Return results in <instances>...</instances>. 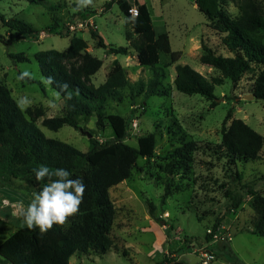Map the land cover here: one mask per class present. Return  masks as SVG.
Masks as SVG:
<instances>
[{
    "label": "rangeland",
    "instance_id": "rangeland-1",
    "mask_svg": "<svg viewBox=\"0 0 264 264\" xmlns=\"http://www.w3.org/2000/svg\"><path fill=\"white\" fill-rule=\"evenodd\" d=\"M111 1L114 3L108 8ZM140 2L148 5L156 33H170L173 51L182 53L178 62L173 63L170 55L162 53L156 68L145 67L139 64L134 49L128 56H115L98 46L92 30L107 45L130 46L127 34L131 36L129 39H137L132 32L133 19L123 14L119 0H93L92 6L79 11H74L75 0H0V34L5 39L10 33L4 19L23 20L39 32L29 38L18 37L11 46L0 41V83L16 102L28 98L29 106L20 108L48 138L61 140L83 152L92 148L91 137L100 142L121 137L134 147L141 137L154 134L157 139L156 157L140 158L131 178L110 190L117 208L110 239L112 250L105 255L78 252L71 264H158L165 259L200 264L202 249L213 251L216 259L212 264H264V237L256 234L261 207L247 193L249 186L264 195V147L256 161L237 165L229 164L223 153L214 151L216 145L222 144L223 122L230 111L232 119L244 120L264 136V102L248 97L253 95L252 87L261 67L252 66L236 85L224 79L223 85L215 86V107L202 95L179 92L174 83L177 65H190L210 80L223 78L219 70L200 62L202 38L218 54H234L223 45L215 24L210 23L193 0ZM257 2L264 12V0ZM222 9L232 18L240 14L231 1H224ZM80 20L88 21V27L72 32L69 25ZM49 27L56 29L51 32ZM259 35L264 42V31ZM76 37L85 39L89 46L70 55L71 41ZM51 50L66 56L52 60L49 65L39 63L36 55ZM11 55L26 59H13ZM92 57L101 59L103 66L95 75L87 76L85 67ZM116 59L125 68L129 84L119 91L116 99L107 102L102 116L96 113L78 116L79 130L65 125L52 131L43 126L44 119L66 114L65 100L46 76L52 69L57 78L66 77L96 91L106 82ZM155 71L162 75L163 94L150 97L147 91ZM20 73H29L37 82L23 81ZM116 118L118 123L112 120ZM182 131L189 140L199 143L188 173L182 168L173 169V161L165 159L181 146ZM236 173H241L243 179L234 181ZM13 186L24 194L32 192L23 180H15ZM236 195H243V203L230 211L232 197ZM149 203L156 209L154 217ZM14 230L10 226L4 233L11 234ZM209 230L229 234L232 241H209Z\"/></svg>",
    "mask_w": 264,
    "mask_h": 264
},
{
    "label": "trees",
    "instance_id": "trees-1",
    "mask_svg": "<svg viewBox=\"0 0 264 264\" xmlns=\"http://www.w3.org/2000/svg\"><path fill=\"white\" fill-rule=\"evenodd\" d=\"M136 0L139 7L138 16L132 20V32L137 39L127 40L130 46L117 47L107 45L102 37L91 31L98 40L99 47L111 55L128 56L131 50L137 52L141 66L156 68L160 63L161 54L171 56L173 63L180 60L182 53L173 51L168 33L157 34L151 12L147 4ZM199 10L215 24V30L221 34L223 45L234 55L223 56L202 41L203 65L215 68L222 77L208 79L190 65H177L175 86L179 92L187 95L199 94L212 102L215 107L217 96L215 86L223 85L224 79L238 84L243 75L252 66H260L261 71L254 81L252 93L256 99L264 102V42L259 35L264 31V12L257 0H193ZM224 1L233 2L239 9L237 18L228 16L222 9ZM114 1L108 4L111 7ZM120 8L127 18H131V5L119 0ZM10 37L5 39L0 34V41L7 46L13 45L18 37L29 38L39 34L27 22L20 19L5 21ZM55 27H49L54 31ZM88 42L80 37L73 38L68 54L75 55L88 49ZM66 56L54 50L43 51L36 55L38 62L49 65L52 60ZM13 59H26L22 55H11ZM103 66V61L92 57L85 67L87 76L95 75ZM46 76L51 87L65 100L66 114L62 117L46 118L43 126L52 131H59L65 125L79 130L78 116H90L93 113L102 116L109 100L117 98L119 91L126 88L129 81L125 68L116 59L108 73L106 82L96 91H90L76 81L56 77L51 70ZM20 73V77H21ZM161 73L155 71L150 81L147 96L163 94ZM29 83L37 81L30 76L21 78ZM69 96L71 97L69 99ZM230 111L223 122L221 145H216V153H223L228 163L237 165L239 162L256 161L264 147V136L251 128L244 120L232 119ZM119 122V119H112ZM229 120H232L228 126ZM113 122V123H114ZM124 131V130H122ZM182 131L181 146L167 154L165 159L172 160L173 169L182 168L185 173L191 170V157L199 150L198 144L189 140ZM92 148L83 152L61 140L48 138L44 132L28 119L12 98L6 87L0 83V184L13 186L17 179L23 180L34 192L38 191L46 181L35 179L33 168L41 164L52 169L64 168L72 178H81L86 184V192L79 213L73 216L64 227L56 226L46 234L39 229L23 228L13 234L0 246V260L4 264H71V258L78 252L105 255L112 250L111 233L114 227L117 208L110 197V190L131 178L133 169L140 158L156 157L157 139L154 134L139 138L138 146L125 143L121 137L100 142L91 137ZM210 148V147H209ZM234 181L243 179L241 173L232 177ZM247 193L254 203L259 202L261 216L257 223L256 234L264 237V195L261 196L254 188L247 187ZM168 190L166 189V193ZM230 211L238 209L243 203V195L232 197ZM150 205L151 215L155 216V207ZM213 235L207 239L212 240ZM158 264H187L181 259H165ZM240 264V263H238Z\"/></svg>",
    "mask_w": 264,
    "mask_h": 264
},
{
    "label": "clouds",
    "instance_id": "clouds-1",
    "mask_svg": "<svg viewBox=\"0 0 264 264\" xmlns=\"http://www.w3.org/2000/svg\"><path fill=\"white\" fill-rule=\"evenodd\" d=\"M92 5L93 0H75L74 11ZM27 76L29 73H22L20 78ZM17 103L23 109L29 106L30 101L27 97H22ZM32 171L37 181L46 182L32 193L26 205H17L13 215L21 218L29 230L39 229L43 235L56 226L64 227L79 213L87 186L81 178H72V174L64 168L52 169L41 164Z\"/></svg>",
    "mask_w": 264,
    "mask_h": 264
},
{
    "label": "crops",
    "instance_id": "crops-1",
    "mask_svg": "<svg viewBox=\"0 0 264 264\" xmlns=\"http://www.w3.org/2000/svg\"><path fill=\"white\" fill-rule=\"evenodd\" d=\"M196 42L198 43V41ZM32 193L33 191L31 192V194L29 192L27 194H24L17 191L14 186L0 185V233H2V236H0L2 238V242H0V246L17 231L23 228H27V226L23 223L21 218H19L16 215H13V211L15 210L16 206L19 205L20 203L26 205L30 201ZM10 226L15 229L14 232L11 234L9 233L5 234L4 231H6V229ZM76 254L74 256H76ZM79 259L82 260V258L80 257ZM0 264H4V263L0 260Z\"/></svg>",
    "mask_w": 264,
    "mask_h": 264
},
{
    "label": "built area",
    "instance_id": "built-area-1",
    "mask_svg": "<svg viewBox=\"0 0 264 264\" xmlns=\"http://www.w3.org/2000/svg\"><path fill=\"white\" fill-rule=\"evenodd\" d=\"M121 1H125L127 2L129 5H131V8L129 10V14L131 15V18L132 19H135L138 14H139V7L138 5H136V0H121ZM88 27V21L86 20H80L76 23H73V24H70L69 25V28L72 32H75L77 30H80V29H85ZM209 234L208 235H213L212 236V240L213 239H223L225 241H232V238H231V235L227 234V235H222L220 234V231H212V230H209L208 231ZM200 252V264H212L216 257H215V254L213 253V251L211 250H208V249H202Z\"/></svg>",
    "mask_w": 264,
    "mask_h": 264
},
{
    "label": "water",
    "instance_id": "water-1",
    "mask_svg": "<svg viewBox=\"0 0 264 264\" xmlns=\"http://www.w3.org/2000/svg\"><path fill=\"white\" fill-rule=\"evenodd\" d=\"M99 40H100V39L98 38V41H99ZM248 97L251 98V99L255 98L254 95H249Z\"/></svg>",
    "mask_w": 264,
    "mask_h": 264
}]
</instances>
